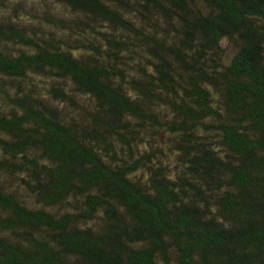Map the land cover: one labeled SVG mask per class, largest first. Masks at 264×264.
<instances>
[{
	"label": "trees",
	"instance_id": "trees-1",
	"mask_svg": "<svg viewBox=\"0 0 264 264\" xmlns=\"http://www.w3.org/2000/svg\"><path fill=\"white\" fill-rule=\"evenodd\" d=\"M0 264H264V0H0Z\"/></svg>",
	"mask_w": 264,
	"mask_h": 264
}]
</instances>
